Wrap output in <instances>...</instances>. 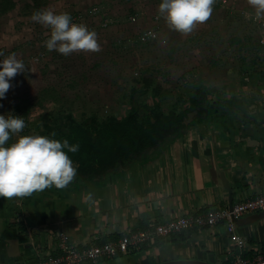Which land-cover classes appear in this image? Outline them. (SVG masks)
Instances as JSON below:
<instances>
[{"label": "crops", "instance_id": "1", "mask_svg": "<svg viewBox=\"0 0 264 264\" xmlns=\"http://www.w3.org/2000/svg\"><path fill=\"white\" fill-rule=\"evenodd\" d=\"M28 2L33 7V2ZM60 2H64L68 9L58 10L54 0L48 1L46 9L57 14L66 12L74 17L88 3L101 10V6L109 2L115 11L118 10L117 18L126 10L131 21L129 24L135 29L139 26L137 30L143 33L130 35L129 32L116 31L118 36L127 34L120 36V40H130L133 44L141 40L148 53L156 52L155 61L164 57L165 67L171 64L175 67L178 74L170 79L171 83L179 82L183 88L187 85L195 88L194 92L182 93L184 97L178 100L185 102L184 107L174 112L178 114L189 109L192 98L199 91L206 98L204 112L182 134L162 141L148 150L146 156L128 163L124 170L110 172L102 181L91 179L82 189L74 190L52 187L24 199L0 198V264H32L59 256L65 238L78 248L92 247L182 216L225 210L229 208L230 194L222 177L233 189L234 204L264 195V64L260 63H264V57L260 50L261 38L256 43L259 47L248 49L234 47L232 39L236 35L228 38L223 30L218 36L214 33L202 35L196 29L190 35L182 36L170 30L165 20L158 17L161 0ZM119 2L123 4L118 5ZM230 5L228 9L244 6L242 2H237L236 7ZM9 12L0 16H7ZM83 24L91 28L93 23L89 18ZM156 30L160 34L158 40H151L152 37L144 34ZM16 32L14 30L11 40L7 41L3 35L0 38V42H4V45L0 44V61L12 54L22 60L24 53L19 52L23 43ZM44 34L50 38V31ZM237 37L238 42L246 45V34ZM221 40L225 41L224 49L215 47ZM199 43L204 46L198 47ZM162 103L166 105L162 99L158 105L163 108ZM128 113L113 116L122 119ZM89 196L90 199H86ZM263 211L246 215L241 224H236L234 233L244 240L242 253L245 257L264 253V219L248 222L249 217ZM239 252L227 223L222 222L212 227H195L170 238H159L129 252H119L113 258L87 264H162L170 261L233 264L234 255Z\"/></svg>", "mask_w": 264, "mask_h": 264}, {"label": "rangeland", "instance_id": "2", "mask_svg": "<svg viewBox=\"0 0 264 264\" xmlns=\"http://www.w3.org/2000/svg\"><path fill=\"white\" fill-rule=\"evenodd\" d=\"M13 1L16 4L15 11L12 10L7 16H0V38L3 35L7 41L11 40L14 30L17 31V35H20L19 41L23 43L20 44L22 50L19 53H24L21 57L26 71L9 81L12 87L5 94V98L0 99V115L7 117L11 114L24 118L26 127L19 135L46 136L44 125L59 124L69 113H73L79 121L92 115H97L100 120L110 115L124 116L129 111L133 89L140 92V100L144 103L158 105L162 99L166 103H162L165 112L181 110L185 102H180L178 98L184 97L183 92L195 91L194 87L187 84L183 88L179 82L171 83L170 79L178 74L175 67L172 64L165 67L164 57H158L157 60H160L155 61L156 52L152 50L148 53L141 40L135 44L130 40H120V36L123 37L126 33L118 36L116 31L129 32L130 35L143 33L137 30L139 26L135 29L133 24V27L129 24V13L126 10L122 12V8L119 9L122 13L118 18V10L115 11L109 2L108 5H100L101 10L95 11L96 7L88 3L84 9L74 12L78 13L76 16H81L83 23L86 19L92 20V27L88 28L97 33L101 51L77 52L64 56L47 50V37L44 33L50 30L38 24L34 26L35 23L30 18L36 10L46 9L49 0L39 7H32L29 0ZM54 2L58 10L68 9L64 2ZM237 2H242L244 6L228 9L231 7L230 3L236 7ZM227 10H231L230 13ZM5 19L9 20L2 23ZM95 19H98L96 24ZM195 29L198 33H203L202 35L214 33L216 36L223 30L228 38L236 35L232 39L234 47L253 49L260 46L256 43L264 36V19L255 18V10L248 5L247 0H216L210 19L197 25ZM156 31V36H152L151 40H158L160 34ZM242 34L248 36L246 45L237 40V36ZM224 43L221 40L215 47L224 49ZM0 44L4 45V42ZM262 45L260 50L262 49L261 55L264 57ZM202 46L203 43H199L198 47ZM235 57L239 60V57ZM17 138L12 136L8 143L11 145Z\"/></svg>", "mask_w": 264, "mask_h": 264}, {"label": "clouds", "instance_id": "3", "mask_svg": "<svg viewBox=\"0 0 264 264\" xmlns=\"http://www.w3.org/2000/svg\"><path fill=\"white\" fill-rule=\"evenodd\" d=\"M215 2L161 0L158 17L165 20L170 30L187 36L197 25L210 19ZM247 3L255 10L257 20L264 19V0H247ZM31 20L50 30V38L45 41L48 51L64 56L101 51L97 33L83 24L74 23L69 13L57 14L49 8L33 13ZM25 71L24 62L15 54L0 61V99H4L12 87L9 81ZM25 127L23 117L0 115V198L6 200L28 198L52 187L62 190L77 174L68 153H76L79 145L43 135H19ZM14 135L18 137L16 142L7 146Z\"/></svg>", "mask_w": 264, "mask_h": 264}, {"label": "trees", "instance_id": "4", "mask_svg": "<svg viewBox=\"0 0 264 264\" xmlns=\"http://www.w3.org/2000/svg\"><path fill=\"white\" fill-rule=\"evenodd\" d=\"M31 1L34 7L46 2ZM14 7L13 0H0V15ZM205 99L204 93L199 91L192 98L189 109L178 114L167 113L159 105L142 102L140 92L133 89L129 113L122 119L111 115L100 120L94 115L79 121L73 114H68L59 124H45L49 138L79 145L76 153H68L77 174L64 189H82L91 179L102 181L110 172L124 170L128 163L146 156L148 150L162 141L182 134L204 112Z\"/></svg>", "mask_w": 264, "mask_h": 264}, {"label": "built area", "instance_id": "5", "mask_svg": "<svg viewBox=\"0 0 264 264\" xmlns=\"http://www.w3.org/2000/svg\"><path fill=\"white\" fill-rule=\"evenodd\" d=\"M97 11L98 9H94ZM72 21L77 24H83L81 16L72 17ZM84 25V24H83ZM145 36H156L153 31H147ZM264 45V36L261 39ZM264 210V195L256 198H248L234 204L233 210L229 208L222 211H214L207 214L187 215L173 219L167 223L158 224L144 231L128 233L119 240L107 242L103 245L78 248L69 243L67 238L62 240V254L55 257H49L43 261L32 264H87L97 262L103 258H113L119 252H129L131 249H137L144 244L154 242L159 238H170L181 234L184 231L195 227L215 226L226 222L229 232L232 234V240L238 243L240 252L234 255L233 264H264V253L253 257H245L242 253L244 240L238 234H235L236 223L234 217L241 219L246 215L257 213Z\"/></svg>", "mask_w": 264, "mask_h": 264}, {"label": "water", "instance_id": "6", "mask_svg": "<svg viewBox=\"0 0 264 264\" xmlns=\"http://www.w3.org/2000/svg\"><path fill=\"white\" fill-rule=\"evenodd\" d=\"M214 174L215 173H213V178L215 180H217V178H215L216 176ZM222 181H223V184L226 187V189L229 191V194H230V198H229V209L232 211L233 210V207H234L233 189H232V187L230 186L229 182L227 181V179L225 177H222ZM233 219H234V222L236 224H241L243 218L237 219V218L234 217ZM248 219H249L248 222L249 221L262 220V219H264V211L262 213L253 215L252 217H249ZM162 264H210V263L201 262V261H170V262H165V263H162Z\"/></svg>", "mask_w": 264, "mask_h": 264}]
</instances>
